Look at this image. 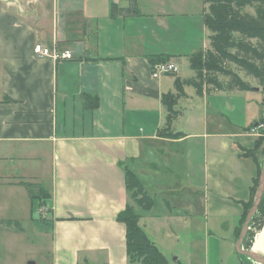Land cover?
<instances>
[{"label":"crops","instance_id":"crops-1","mask_svg":"<svg viewBox=\"0 0 264 264\" xmlns=\"http://www.w3.org/2000/svg\"><path fill=\"white\" fill-rule=\"evenodd\" d=\"M0 2L23 15L13 29L7 22L0 27V192L12 193L10 200L20 208L15 199L23 190L29 215L47 207L44 226L52 225V264H130L126 227L117 219L128 203L134 205L125 167L158 198L149 211L136 205L141 224L145 218L154 220V209L163 198L176 205L164 192L175 183L169 171L175 162L182 166L185 184L194 185L187 163L196 151L205 161V189L218 202L213 204L214 213L235 223L228 230L232 236L225 238L233 239L242 203L250 199L263 162L264 143L256 148L260 136L248 133L264 117V91L259 87L253 89L256 96H249L257 110L254 123L241 127L242 132L237 126L231 131L235 124L229 118L226 127L218 110L214 119L219 130L208 132L209 103L217 93L198 96L192 86H185L186 95L175 109L181 101H191L192 113L198 116L191 126L203 131H176L184 134L180 138L159 133L168 116L163 96L177 93V78L195 75L189 70V56L208 47L204 0H137L141 16L112 15L114 4L128 7L131 0ZM36 4L39 18H49L53 38L65 40L61 50L72 51V58L56 60L34 53L35 45L42 44L34 42L31 26V17H38L31 11ZM6 14L0 6V18ZM150 56L171 57L179 72L154 77ZM182 65L189 72L183 74ZM88 95L92 100L98 97L96 106L86 107V101L93 102ZM198 100L203 103L197 111ZM180 110L178 118L190 115L189 110ZM191 138L197 139L193 147L188 143ZM251 150H256L254 155ZM24 177L43 183L51 196L30 201L27 188L19 184ZM256 244L254 238V250Z\"/></svg>","mask_w":264,"mask_h":264},{"label":"rangeland","instance_id":"rangeland-1","mask_svg":"<svg viewBox=\"0 0 264 264\" xmlns=\"http://www.w3.org/2000/svg\"><path fill=\"white\" fill-rule=\"evenodd\" d=\"M0 6L7 12L3 19L0 18V27L4 22H7V26L13 29L14 22L20 23L23 20V15L14 8H10L1 2ZM31 11H37L35 14L38 15V17H31V26L35 30L34 42L43 44L47 40V43L44 45L49 44L48 46L51 48L56 46L61 49L62 46H65V40L53 38V34L50 32L52 24L48 21L49 18H39L42 17V14L40 9L38 10V4L32 6ZM7 15L11 16L9 20ZM78 18L80 21V17H76L75 20H78ZM79 25L84 27L86 24L80 23ZM68 26H70V24H68ZM41 30H45L47 33H43ZM189 70L192 71L191 67H189ZM182 72L183 74L189 72L184 65H182ZM242 77L248 81L255 90L257 87L259 88L257 79L254 77H249L245 74H242ZM188 90L191 92L193 88L189 87ZM255 90H250L249 92L233 90L214 94V99L210 100L209 103L207 114L209 125L206 131L215 132L219 130L215 123V119L217 118H215V116L218 114L216 110L223 114L222 119L226 127L229 124V119L234 120L232 123L235 125H232L233 128L231 131L237 126L240 128V132H242L241 127L251 122L254 123L253 115L255 116L257 105L255 102H252L251 98L249 99V96H256ZM202 103L203 100H198L196 102L195 106L197 111L202 106ZM229 103H231V106ZM192 108L193 104L191 101L189 103L181 101L178 104L176 110L182 112L180 109H187L190 111V115L184 118H174L170 131H203L202 128L191 126L194 124V120L192 123L191 120L193 117L197 116V114L192 113ZM199 113L202 115L203 119V113ZM262 118L263 120L260 122L264 123V117L262 116ZM222 130L226 129L224 128ZM249 132L248 134L253 133L260 137H264V126L261 130H258L260 134L250 130ZM188 143L193 147L197 143V139L191 138L188 140ZM199 153L201 157L198 155ZM261 155L264 162V151ZM263 162L260 164L263 165ZM204 164L203 154L196 151L192 159L187 163V165L190 166V178L194 182V185H187L185 184V177L181 176L183 170H181L182 166L180 162H175L173 169H169V171H171L170 173L173 174L175 183L167 186L168 190L164 192L166 193L165 196H168L167 199L173 201L176 205L172 207V205L163 198V200H161V205L154 209V212H156L154 220L147 218L142 219V228L150 240H152L167 257L169 264H259L249 257L237 252L236 242L238 237L235 235V229L238 224L232 232L233 239H230L231 241L225 239L228 238V236H232L228 230L232 231L235 223L232 222V219H228L226 215H224V217H219V215L214 213L216 206L213 204H215L216 201L213 199L214 194L205 189L207 185L205 184ZM5 165H8V163ZM166 170L168 169L164 171ZM161 179L163 178L161 177ZM22 180L35 182L31 177H24ZM156 182L159 184L157 179ZM150 190L156 193L155 190ZM21 191L23 190H20V194L16 197L17 199H15L18 201V203H16L20 208H15L14 203L10 200L12 198L10 197L12 193L8 190H2L0 192V202H3L1 207L2 210H4H0V218L19 219L24 227L23 232L14 230L0 231V264H29L31 261H34L36 264H52V225H47L48 228L44 226V222L47 221V215H45L47 210L44 209V211H41L40 209V211L37 210L34 213L32 212V215H29L30 208L27 206L28 196L23 195ZM31 200L32 198L30 201ZM188 203L192 204L189 209L185 207ZM207 204L210 206L208 210H206L208 208ZM216 204H218V202H216ZM41 207L42 206H40V208ZM243 210L244 209H242V211ZM238 223L240 224V222ZM45 229H47L48 232H45ZM260 235L261 233L258 232L255 236V241H257L255 247L260 253L264 254V232L261 236Z\"/></svg>","mask_w":264,"mask_h":264},{"label":"trees","instance_id":"trees-1","mask_svg":"<svg viewBox=\"0 0 264 264\" xmlns=\"http://www.w3.org/2000/svg\"><path fill=\"white\" fill-rule=\"evenodd\" d=\"M128 7H112V15H138L141 12L137 0H131ZM204 21L208 30V47L189 56L190 67L194 70L193 77L175 80L177 93H167L163 102L168 110L166 126L159 132L167 136L182 137V132H172L171 123L180 115L175 105L180 97L186 95L185 86H192L196 95L204 96L218 92L233 90L250 91L254 88L242 74L257 79L264 91V0H204ZM169 56H150L155 67L157 63L170 60ZM92 96L88 95L89 99ZM93 102L86 101V107H94ZM95 101V102H94ZM263 120V119H261ZM260 120V121H261ZM259 121V122H260ZM264 143V137H259L257 147ZM256 150H251L254 155ZM262 165L251 186L250 199L243 202V212L240 224L235 229L239 238L242 226L251 209L259 185ZM126 187L134 205L128 203L117 219L126 227V250L130 264H169L167 257L156 244L150 240L140 224L141 216L135 209L138 205L144 211H149L157 205V198L147 192L142 179L128 166L125 167ZM19 184L25 186L32 199L44 200L51 196L49 189L41 182L22 180ZM23 232L24 227L19 219L0 218V231ZM264 230V194L257 213L253 216L249 230L243 241L245 248L251 249L256 234ZM259 263V262H257ZM261 264V263H259Z\"/></svg>","mask_w":264,"mask_h":264},{"label":"built area","instance_id":"built-area-1","mask_svg":"<svg viewBox=\"0 0 264 264\" xmlns=\"http://www.w3.org/2000/svg\"><path fill=\"white\" fill-rule=\"evenodd\" d=\"M34 53L42 58L50 57L56 60L58 59H70L73 57L72 51L69 49L61 50L56 46L50 47L44 44H36L34 47ZM179 72V66L173 60H167L165 62L157 63L153 70V76L158 77L164 74H177ZM264 126L263 122H259L257 125H254L250 128L252 132L259 133L258 130H261ZM260 134V133H259ZM41 211L48 210L47 207H41ZM40 209H38L40 211ZM48 212V211H47ZM46 213V212H45Z\"/></svg>","mask_w":264,"mask_h":264},{"label":"water","instance_id":"water-1","mask_svg":"<svg viewBox=\"0 0 264 264\" xmlns=\"http://www.w3.org/2000/svg\"><path fill=\"white\" fill-rule=\"evenodd\" d=\"M256 90H259V88L257 87ZM258 124V123H257ZM264 194V162L262 165V170L260 173V177H259V185L255 194V198H254V203L251 207V209L249 210L246 220L242 226L239 238L236 242V250L239 254L241 255H245L247 257H249L250 259L259 262L261 264H264V255L255 251L253 248L248 249L245 248L243 246V241L244 238L247 235V232L249 230V224L253 218V216L257 213L259 205L261 203L262 197ZM29 264H36L34 261L29 262Z\"/></svg>","mask_w":264,"mask_h":264},{"label":"bare ground","instance_id":"bare-ground-1","mask_svg":"<svg viewBox=\"0 0 264 264\" xmlns=\"http://www.w3.org/2000/svg\"><path fill=\"white\" fill-rule=\"evenodd\" d=\"M255 251H257V252H259L258 250H255ZM260 253V252H259ZM262 254V253H261ZM264 255V254H263Z\"/></svg>","mask_w":264,"mask_h":264},{"label":"flooded vegetation","instance_id":"flooded-vegetation-1","mask_svg":"<svg viewBox=\"0 0 264 264\" xmlns=\"http://www.w3.org/2000/svg\"><path fill=\"white\" fill-rule=\"evenodd\" d=\"M254 249V248H253Z\"/></svg>","mask_w":264,"mask_h":264}]
</instances>
